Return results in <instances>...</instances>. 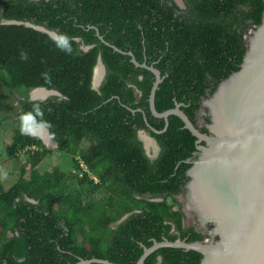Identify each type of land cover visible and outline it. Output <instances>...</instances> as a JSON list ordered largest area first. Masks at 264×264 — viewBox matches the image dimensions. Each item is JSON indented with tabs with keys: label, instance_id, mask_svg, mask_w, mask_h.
<instances>
[{
	"label": "trees",
	"instance_id": "trees-1",
	"mask_svg": "<svg viewBox=\"0 0 264 264\" xmlns=\"http://www.w3.org/2000/svg\"><path fill=\"white\" fill-rule=\"evenodd\" d=\"M263 11L264 0H0V79L12 91L60 92L45 100L18 98V115L34 117L25 125L44 126L57 150L21 128L6 145L9 157L23 163L11 186L0 179V264H76L95 257L136 264L154 240H203L196 226L183 224L179 199L197 138L179 116L170 115L166 124L152 113L155 74L132 58L163 76L156 109L183 103L198 125L203 99L240 69L246 37ZM99 56L106 73L94 88ZM203 120L210 122L207 114ZM5 122L0 118V131ZM141 130L156 139L155 157ZM60 153L71 156L72 170L58 164L43 170ZM201 259L196 250L165 246L144 264Z\"/></svg>",
	"mask_w": 264,
	"mask_h": 264
},
{
	"label": "water",
	"instance_id": "water-1",
	"mask_svg": "<svg viewBox=\"0 0 264 264\" xmlns=\"http://www.w3.org/2000/svg\"><path fill=\"white\" fill-rule=\"evenodd\" d=\"M4 22L21 23L17 20ZM24 23L57 40L61 38L55 30ZM246 40L248 48L240 69L223 79L202 101V111L207 108L210 118L206 124L208 132L193 123L182 110L183 103L159 112L155 106V95L163 76L157 68L140 64L132 58L137 66L146 67L155 74L149 96L152 113L164 118L166 124L170 115L179 116L184 127L197 138L195 159H188L192 165L187 170V191L185 197L180 194L179 198H185V209L192 211L202 220L201 223L214 225L208 240H154L152 246H144V253L136 264H144L150 253L165 246L200 252V264H264V11L260 25L247 35ZM84 49L88 50L90 46H84ZM115 49L120 51L117 47ZM128 54L132 55V52ZM105 73L106 67L99 56L94 69V88H98ZM34 90H37L34 93L41 94L31 96L32 100L60 95L57 90L45 87ZM39 127L46 129L42 125ZM142 133L145 130L140 131V136L149 152V143ZM147 138L157 146L154 137L149 135ZM191 195L196 196L195 203L189 201ZM91 262L118 264L96 257L80 259L76 264Z\"/></svg>",
	"mask_w": 264,
	"mask_h": 264
},
{
	"label": "rangeland",
	"instance_id": "rangeland-1",
	"mask_svg": "<svg viewBox=\"0 0 264 264\" xmlns=\"http://www.w3.org/2000/svg\"><path fill=\"white\" fill-rule=\"evenodd\" d=\"M177 1L181 3V0H177ZM33 94H34V88L29 90L26 88H17L12 91L9 88H7L4 82L0 79V118L6 119V122L0 131V169L7 172V178L2 179L6 187L11 186V184L19 178V174L21 172V166L23 163L15 158L14 159L10 158L5 148L6 145L12 140L13 132L16 129L21 128V120H20V116L18 115L20 111V104L18 102V98H30L31 96H33ZM23 126L25 130H28L32 133L34 132L35 135H38L41 138H43L46 147H50L54 151L57 150V145L53 144L52 141H50L46 129L39 126L28 128L25 125V121L23 122ZM141 135L145 136L146 142L149 143L148 144L149 151L152 150V148H150L151 146L154 149H156V144L147 138L149 137V133L147 131H145V133L144 134L142 133ZM55 164H58V166L68 171V173L72 170L71 156L65 153H60L51 162L50 161L45 162V164L42 165V168L43 170H51L53 169ZM70 183L72 184L71 188L74 191L80 190L79 189L80 187L74 181H70ZM179 199L181 203L185 202L183 196L180 197ZM184 212L186 215L183 224H185L186 226L195 225L196 217L193 214V212L186 209Z\"/></svg>",
	"mask_w": 264,
	"mask_h": 264
},
{
	"label": "flooded vegetation",
	"instance_id": "flooded-vegetation-1",
	"mask_svg": "<svg viewBox=\"0 0 264 264\" xmlns=\"http://www.w3.org/2000/svg\"><path fill=\"white\" fill-rule=\"evenodd\" d=\"M203 114H207L208 115V109L207 108H205V110L204 111H202V108H201V110H200V113H199V115H198V119H199V121H198V126L200 127V128H202V127H205L206 129H207V126H206V124H208V123H205L204 122V120H203ZM49 135V134H48ZM49 138H50V136H49ZM50 141H51V138H50ZM150 148H152V150H150L148 153H149V155L151 156V157H155L157 154H158V152H159V149H160V147H159V145H158V143H157V146H156V149H154L152 146L150 147ZM147 150V149H146ZM186 185V184H185ZM185 185H184V191L182 192V194H183V196L185 197V194H186V191H187V189H186V187H185ZM193 193V191L191 192V194ZM195 197L196 196H193V195H191L190 196V202L192 201V202H194V200H195ZM184 200H185V198H184ZM186 203V201L185 202H183L182 203V208H183V210H185V204ZM195 203V202H194ZM194 214V213H193ZM195 215V214H194ZM195 217H196V215H195ZM201 219H198V217H196V224L194 225V226H196V229L199 231V232H202L203 234H205L206 235V237L204 238L205 240H208V239H210L211 238V234H210V230L211 229H213V227H214V225L213 224H211V223H205V224H203V223H201V221H200Z\"/></svg>",
	"mask_w": 264,
	"mask_h": 264
},
{
	"label": "clouds",
	"instance_id": "clouds-1",
	"mask_svg": "<svg viewBox=\"0 0 264 264\" xmlns=\"http://www.w3.org/2000/svg\"><path fill=\"white\" fill-rule=\"evenodd\" d=\"M252 30H254V29H252ZM251 30V31H252ZM250 31V32H251ZM65 51H67V52H71V48H68V49H65ZM34 118L33 117V114L32 113H28V114H25V115H22L21 117H20V120H21V133L22 134H25V135H33V136H35V133H32V132H28V131H26L25 130V128H24V126H23V122H24V120H25V118ZM46 126L48 127V128H51V124L50 123H47L46 122ZM84 166V165H83ZM85 167V166H84ZM86 169V168H85ZM7 178V172L6 171H4V170H2V169H0V179H6Z\"/></svg>",
	"mask_w": 264,
	"mask_h": 264
},
{
	"label": "bare ground",
	"instance_id": "bare-ground-1",
	"mask_svg": "<svg viewBox=\"0 0 264 264\" xmlns=\"http://www.w3.org/2000/svg\"><path fill=\"white\" fill-rule=\"evenodd\" d=\"M29 90V89H28ZM34 91H37V90H34ZM38 94H41V93H34L33 95H35V96H38ZM41 129V128H40ZM47 132V131H46ZM34 133V132H33ZM42 136V135H41ZM43 139V138H42ZM47 140V139H46ZM45 140V141H46ZM48 141V140H47ZM47 144H48V142H47Z\"/></svg>",
	"mask_w": 264,
	"mask_h": 264
}]
</instances>
